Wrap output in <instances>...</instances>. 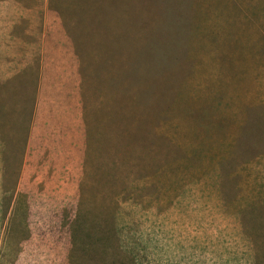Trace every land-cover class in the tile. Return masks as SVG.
Here are the masks:
<instances>
[{
	"label": "rangeland",
	"instance_id": "obj_1",
	"mask_svg": "<svg viewBox=\"0 0 264 264\" xmlns=\"http://www.w3.org/2000/svg\"><path fill=\"white\" fill-rule=\"evenodd\" d=\"M42 34L78 60L84 142L5 127L0 264H264V0H0L3 114ZM19 176L28 240L1 223Z\"/></svg>",
	"mask_w": 264,
	"mask_h": 264
},
{
	"label": "crops",
	"instance_id": "obj_2",
	"mask_svg": "<svg viewBox=\"0 0 264 264\" xmlns=\"http://www.w3.org/2000/svg\"><path fill=\"white\" fill-rule=\"evenodd\" d=\"M37 41L38 51L36 59L37 68L35 69L34 77V93L31 95L29 103H26L29 109L22 111L20 116H16L15 112L7 113L6 110L15 111V106L12 109H10L11 107L5 109L4 114V110H0L2 113H0L1 173L6 163L5 147L7 132L5 127H28L27 147H30L32 141L37 145L42 143V137H44L46 138L44 148L46 149L49 145V150L47 151L52 153L53 156L54 153L65 151L63 145L70 151L72 149L70 146L71 142L77 145L80 143V146H83V136L85 135L86 127L83 101L85 85L79 72L78 60L75 54H72L68 48L56 47V44L54 46L55 42L53 43L48 40V36L46 37L44 34L39 36ZM14 113L15 116L12 117ZM14 134H18L16 129ZM36 137L40 138L36 140ZM66 139H70V142ZM33 150L32 146L30 151ZM76 150L73 147V151ZM50 159H53V157ZM20 176L18 177L19 185L17 184L14 187L13 205L11 207L10 203L9 207V209L11 208V214H9L12 219L11 217L9 219L5 218V223H1L4 229L7 226V230L9 231L14 227L20 233L21 240H28L27 238H30L28 231L31 229L33 216L30 218L29 214L23 212L24 219H22L21 209L22 207L28 208V204L27 201L21 203L22 193L27 191L22 185L24 181ZM28 211L29 209H27V213ZM28 235L29 237H27ZM22 245L23 241L19 243V248L14 249V256L35 255L29 249L24 248V250Z\"/></svg>",
	"mask_w": 264,
	"mask_h": 264
}]
</instances>
